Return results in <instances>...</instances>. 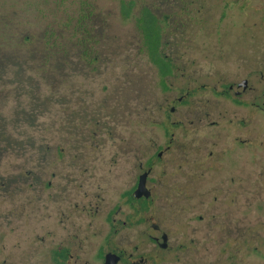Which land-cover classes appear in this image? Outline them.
Instances as JSON below:
<instances>
[{"label": "rangeland", "instance_id": "1", "mask_svg": "<svg viewBox=\"0 0 264 264\" xmlns=\"http://www.w3.org/2000/svg\"><path fill=\"white\" fill-rule=\"evenodd\" d=\"M118 1L98 0L105 14L98 20V57L85 64L72 54L59 62L40 59L16 44L22 34L34 41L42 23L33 0H0V34L7 39L0 49L6 61L0 67V135L12 146L0 152V262H30L43 241L67 239L72 224L81 240L94 241L83 208L117 202L153 125L146 118L156 119L155 106L165 97L246 75L251 90L243 96L264 102V0H140L169 16L164 49L176 69L168 91L139 52L133 21L117 15ZM255 114L257 139L263 115ZM238 150L241 164L255 156L258 222L264 153L258 144L251 153Z\"/></svg>", "mask_w": 264, "mask_h": 264}, {"label": "flooded vegetation", "instance_id": "2", "mask_svg": "<svg viewBox=\"0 0 264 264\" xmlns=\"http://www.w3.org/2000/svg\"><path fill=\"white\" fill-rule=\"evenodd\" d=\"M248 90L246 75L222 76L213 88H187L157 103L117 202L83 208L95 240H81L72 224L67 239L43 241L26 264H264L255 156L241 164L237 151L258 144L264 153V131L255 134L256 109L264 128V102L243 96ZM140 181L148 196L135 194Z\"/></svg>", "mask_w": 264, "mask_h": 264}, {"label": "trees", "instance_id": "3", "mask_svg": "<svg viewBox=\"0 0 264 264\" xmlns=\"http://www.w3.org/2000/svg\"><path fill=\"white\" fill-rule=\"evenodd\" d=\"M139 1L119 0L117 15L122 20L133 21L139 52L153 67L158 83L167 89L165 77L176 67L164 49L168 39L165 31L171 26L169 16H162L151 4ZM32 3L42 26L33 36L34 41L29 34H22L15 40L16 44L49 61L56 58L59 62L68 54L79 55L85 64H92L97 59V45L101 42L98 20L105 16L100 11L98 0H33ZM6 41V36L0 34V49L7 44ZM1 57L0 67L6 64L5 55ZM11 147V143L0 135V152Z\"/></svg>", "mask_w": 264, "mask_h": 264}, {"label": "water", "instance_id": "4", "mask_svg": "<svg viewBox=\"0 0 264 264\" xmlns=\"http://www.w3.org/2000/svg\"><path fill=\"white\" fill-rule=\"evenodd\" d=\"M245 82V81H243ZM135 194L137 196L144 194L145 196H148V192L144 187V183L142 181L139 182L137 189L135 190Z\"/></svg>", "mask_w": 264, "mask_h": 264}]
</instances>
